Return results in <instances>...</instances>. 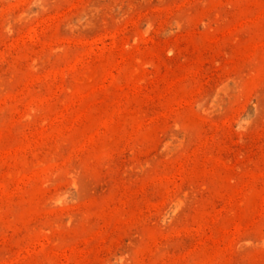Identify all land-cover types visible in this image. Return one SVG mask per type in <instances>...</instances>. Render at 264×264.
Returning <instances> with one entry per match:
<instances>
[{
    "label": "rangeland",
    "instance_id": "rangeland-1",
    "mask_svg": "<svg viewBox=\"0 0 264 264\" xmlns=\"http://www.w3.org/2000/svg\"><path fill=\"white\" fill-rule=\"evenodd\" d=\"M0 264H264V0H0Z\"/></svg>",
    "mask_w": 264,
    "mask_h": 264
}]
</instances>
